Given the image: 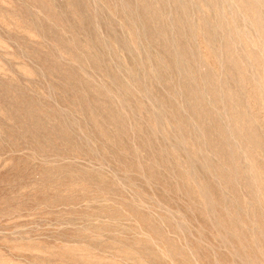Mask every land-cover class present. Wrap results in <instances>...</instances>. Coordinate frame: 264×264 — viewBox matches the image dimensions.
Masks as SVG:
<instances>
[{
	"label": "rangeland",
	"instance_id": "obj_1",
	"mask_svg": "<svg viewBox=\"0 0 264 264\" xmlns=\"http://www.w3.org/2000/svg\"><path fill=\"white\" fill-rule=\"evenodd\" d=\"M0 264H264V0H0Z\"/></svg>",
	"mask_w": 264,
	"mask_h": 264
}]
</instances>
